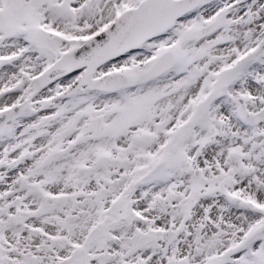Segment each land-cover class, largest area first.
I'll return each instance as SVG.
<instances>
[{"label":"snow or ice","instance_id":"obj_1","mask_svg":"<svg viewBox=\"0 0 264 264\" xmlns=\"http://www.w3.org/2000/svg\"><path fill=\"white\" fill-rule=\"evenodd\" d=\"M0 264H264V0H0Z\"/></svg>","mask_w":264,"mask_h":264}]
</instances>
